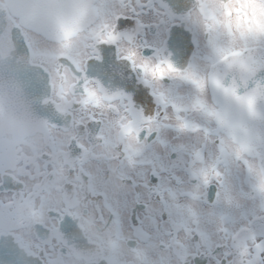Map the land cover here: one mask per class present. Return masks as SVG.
<instances>
[{
    "label": "flooded vegetation",
    "instance_id": "flooded-vegetation-1",
    "mask_svg": "<svg viewBox=\"0 0 264 264\" xmlns=\"http://www.w3.org/2000/svg\"><path fill=\"white\" fill-rule=\"evenodd\" d=\"M173 24L188 32L187 53L164 44ZM0 25L1 55L49 77L48 122L0 136V233L39 264H192L227 227L235 244L217 239L234 253L229 264H252L251 234L233 233L264 209V107L244 106L245 85L264 96L252 83L264 76V0H0ZM168 61L178 71L165 67L161 81ZM141 90L164 116L141 112ZM217 111L223 153H205V134L190 129ZM181 147L187 160L174 166L167 153ZM217 158L232 168L228 219L202 203ZM138 204L146 209L133 218Z\"/></svg>",
    "mask_w": 264,
    "mask_h": 264
},
{
    "label": "snow or ice",
    "instance_id": "snow-or-ice-1",
    "mask_svg": "<svg viewBox=\"0 0 264 264\" xmlns=\"http://www.w3.org/2000/svg\"><path fill=\"white\" fill-rule=\"evenodd\" d=\"M233 3L238 5L245 4L248 0H232ZM237 12H241V8L236 9ZM121 24L128 23L127 17L119 18ZM165 46L175 45L182 52L187 53L192 48V44L188 38V32L184 29L180 24H173L168 29V34L166 39L164 40ZM103 59V57H101ZM165 67L169 71H178L171 64V61H168L165 65L164 62H160L157 65L156 75H158L161 81L165 79H171V77L165 75ZM253 86L255 88L264 87V76H260L258 80L255 78L252 81ZM217 87H220L219 82H216ZM223 91L227 93L228 89L224 88ZM233 94L238 98L241 96L240 90L237 88L234 90ZM134 101L138 102L141 105V112L149 113V119L155 117L159 118L164 116L163 112L153 111V105L156 106L155 97L153 96L151 90L148 91H137L133 96ZM244 106L249 110L254 111L258 106L264 107V96L257 97L255 95H251L248 89V86L245 85V97H244ZM220 111H223L224 105L223 103H219ZM220 111L217 112H209L207 113L208 120L206 121L204 126L199 124L196 125L195 128L190 129L192 132L201 131L205 134V143L201 151L205 153H215L221 152L223 153V139L221 136V130L219 125L223 123ZM213 122H215V127L213 126ZM181 130H189L186 124L181 125ZM151 135V133H148ZM167 159L171 161V163L175 166L187 160V153L182 151L181 149L173 148L169 150L167 153ZM237 162L244 161L245 153H238L235 156ZM200 163H206V161H200ZM231 171L232 168L227 163L226 159L217 158L215 161V165L213 167V171L211 174L205 173L203 177V200L202 203L204 206L212 208L214 212L218 213L221 219H228L226 216V212L231 207L230 201H225L222 199V191H226L229 188L235 189L231 184ZM152 177H155V184H159L161 182L160 173L153 172L151 177H149V183H152ZM250 179V177L248 178ZM190 182H194V178L190 177ZM215 184L217 186V196L215 200H212L208 196V188ZM250 186V185H249ZM261 190L264 191V184L261 185ZM240 191H244L242 188ZM157 199H160L157 196ZM146 206L142 204L136 205L132 211L135 214L145 211ZM167 219V213H160V220L164 221ZM247 226L239 229V234L233 233L236 235L237 239L239 235L243 234H251L252 241L254 244V249L256 250V259L252 261V264H264V209L261 210V214L259 216L252 215L250 219H247ZM233 223L235 221H232ZM259 223L261 227V231L257 234V232L253 229V225ZM257 235H259V239H257ZM218 237H223L228 240H232V244H235V240L232 239V236L229 235V229L227 227L219 229L218 231L213 230L209 236V240L212 244L210 248H208L205 252H200L199 255L202 259H197L196 256L192 257V264H205V260L208 261V264H229V257L234 255L233 252L230 251V246L228 243L219 242ZM198 239V237H197Z\"/></svg>",
    "mask_w": 264,
    "mask_h": 264
},
{
    "label": "water",
    "instance_id": "water-1",
    "mask_svg": "<svg viewBox=\"0 0 264 264\" xmlns=\"http://www.w3.org/2000/svg\"><path fill=\"white\" fill-rule=\"evenodd\" d=\"M48 79L41 66L17 63L0 53V136L11 130L28 132L48 122L47 109L41 103L49 87ZM0 264L39 262L12 234L2 232Z\"/></svg>",
    "mask_w": 264,
    "mask_h": 264
}]
</instances>
